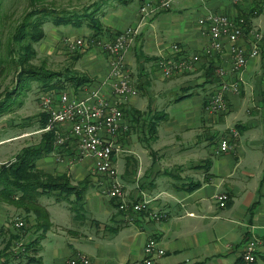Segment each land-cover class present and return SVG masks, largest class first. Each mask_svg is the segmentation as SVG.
<instances>
[{
	"label": "crops",
	"instance_id": "crops-1",
	"mask_svg": "<svg viewBox=\"0 0 264 264\" xmlns=\"http://www.w3.org/2000/svg\"><path fill=\"white\" fill-rule=\"evenodd\" d=\"M144 1L155 8L142 18ZM104 3V38L135 31L126 67L137 95L115 94L110 59L99 46L89 49L81 57V68L72 71L84 77V83H66L48 92L68 88L74 98L99 97L123 110L128 130L116 141L117 178L99 174L95 159L81 155L74 142L63 150L55 148L37 168L64 177L75 190L40 198L51 227L34 248L19 256L12 252L15 243L30 246L42 232L16 228V219L33 225V217L26 218L22 210L0 200V259L6 264H67L82 253L91 264H129L144 257L147 241L154 238L166 251L157 264H246L241 259L246 240L264 238V0H172L168 10L158 9V0ZM164 13L172 15L162 17ZM210 14L243 20L237 45L246 50L252 48V32L263 37L259 55L238 74L240 92L228 93V111L214 116L204 104L222 82L217 67L228 72L226 80L233 77L232 44L225 40L220 52L206 53L210 35L198 22ZM46 26L44 42L50 53L51 45L65 37L93 36L88 25L77 36L69 24ZM170 37L174 44L168 43ZM172 45L181 46L188 56H199L192 73L170 78L162 74L158 61L174 57ZM183 103L185 109H175ZM43 114L39 113L38 134L30 128L0 130V168L13 163L25 148L44 147ZM226 136L231 149L219 152ZM114 183L122 186L127 201L149 200L151 213L161 212L165 218L156 221L148 213L119 210L118 202L106 193ZM224 193L230 200L222 208L217 196ZM254 264H264V246Z\"/></svg>",
	"mask_w": 264,
	"mask_h": 264
},
{
	"label": "built area",
	"instance_id": "built-area-1",
	"mask_svg": "<svg viewBox=\"0 0 264 264\" xmlns=\"http://www.w3.org/2000/svg\"><path fill=\"white\" fill-rule=\"evenodd\" d=\"M238 2L239 0H234ZM172 0H158V9L168 10L172 6ZM154 6L149 2H143L140 13L142 18L149 15ZM243 20L237 23L233 18L222 14H210L201 18L198 22L210 35V44L206 53L212 55L220 52L224 47L225 40L232 44V79L226 80L228 72L219 66L216 75L222 79L219 89L206 101V110L213 113H222L227 110V94H238L241 89V78L238 74L247 64L249 59L259 55V43L263 37L260 32H252V48L246 50L237 45L238 39L243 35ZM135 39V31L126 29L118 32L114 37L91 40V44L102 48L108 55L111 64V87L119 97H130L137 95L130 73L126 67V54ZM84 39H77L72 43V50L85 45ZM173 58H162L158 66L165 77H173L192 73L199 61V56H188L182 51L181 46L174 45ZM41 111L46 114L45 132H54L58 144H63L68 139L67 129L76 140L81 155L95 159L96 171L108 178L115 180L118 170L113 164L114 157L120 152L116 144L117 139L128 130L124 123V112L115 104L103 98L96 97V101L74 98L64 89L44 93L41 98ZM233 136L235 132H231ZM231 149L229 137L220 140L219 152H228ZM107 196L118 202L119 210L130 213H148L156 221H161L165 215L161 212L151 213L150 201L143 199L137 202H129L119 183H114L107 190ZM220 207H226L229 196L220 194L217 196ZM15 226L22 228L24 222L16 220ZM264 246V238L253 237L245 242L241 258L247 264H253L257 260L258 251ZM12 252L22 255L26 252V246L22 242H16ZM166 254L159 242L150 238L144 248V257L129 264H157V260ZM0 264H6V260L0 259ZM67 264H91L90 259L77 254L67 261Z\"/></svg>",
	"mask_w": 264,
	"mask_h": 264
},
{
	"label": "trees",
	"instance_id": "trees-1",
	"mask_svg": "<svg viewBox=\"0 0 264 264\" xmlns=\"http://www.w3.org/2000/svg\"><path fill=\"white\" fill-rule=\"evenodd\" d=\"M103 1H95L89 6L76 9L66 5L58 7L49 0H30L31 10L25 15L12 37L17 49L14 51L10 47L5 54L16 65L17 87L13 92H7L4 100H0V116L9 107L7 101L12 98L13 94H18L19 91H29L32 84L30 80H37L41 89L47 91L64 87V84L68 83L66 81L78 85L84 83V77L75 75L69 70L52 72L42 66L34 65L32 61L37 56L35 46L46 37L44 24L48 20H51L55 25L71 24L74 27H81L85 21H88L91 23L94 39L97 41L104 38L105 33L100 19L104 15V13H101ZM116 1L126 3L129 0ZM74 14H77L79 18L73 20ZM66 16H69V22L68 19L65 20ZM16 55H18L17 60H15ZM4 61L3 56H1L0 66ZM54 81L57 82L54 83ZM42 126L43 128L46 126V116H43ZM43 140L44 147L25 148L22 153L16 156L13 163L0 168V200L22 210L26 218L33 217L34 224H26L23 232L29 233L33 229H36L37 233L42 232L30 246L26 247V250L31 249V247L34 248L35 244L42 238V234L46 233L51 227L49 213L45 205L41 203L40 198L44 195H50L54 191L67 193L75 190L64 177L46 174L37 168V162L51 154L55 149L54 133L44 134ZM256 206L257 202L253 204L251 212L254 211ZM32 261H35V259Z\"/></svg>",
	"mask_w": 264,
	"mask_h": 264
},
{
	"label": "rangeland",
	"instance_id": "rangeland-1",
	"mask_svg": "<svg viewBox=\"0 0 264 264\" xmlns=\"http://www.w3.org/2000/svg\"><path fill=\"white\" fill-rule=\"evenodd\" d=\"M49 1H51V3H54L58 7L60 5H66L79 9L89 6L95 1L101 2L103 0H49ZM104 2L105 1H103V4H105ZM134 6L136 7V4ZM30 10H31L30 0H0V40H1L0 58L1 56H3L5 60L4 63L0 66V100H4L7 92H13L17 87L16 65L13 62V60L8 58L5 54L8 52L10 47L13 48L14 51L17 49L15 43L12 41V37L14 36L18 25L21 24L23 18ZM102 10H104L103 5H102ZM168 15H172V13H164L161 16L165 17ZM65 18H66L65 20H67L69 16H66ZM78 18L79 16L77 14H74L72 19L75 20ZM190 19L192 22L196 21V18L194 16H191ZM69 20L70 19H68V22ZM46 24L55 26V24L51 22V20L46 21V23L44 24V31L46 37L44 38L43 41L36 44L35 46L37 50V56L32 61L34 65L42 66L46 70L52 72H64L66 70L72 72L77 67L81 68V62H80L81 57L84 54H86V52L89 49L97 46L90 43L91 40H95L94 37L92 36L89 39L88 37L81 38L84 40L85 39L88 40L85 41L84 46L78 47L74 50H72L71 48L72 43L76 42V40L80 38L65 37L64 39H60L59 42H56V44L51 45L53 49L51 50L52 52L50 53L48 51L49 44L47 42H44L48 37L47 33L49 30ZM90 24H91L90 22L85 21V23L81 27H74L71 24H69V26L73 28L71 29L72 33L75 36H77L79 34L81 35L84 32L85 26L87 28V25H88V29L92 30ZM45 29L47 30V32ZM167 41L169 44H174L175 38L170 37ZM17 57L18 55L15 56V60H17ZM30 82H32V84L30 85L31 88L29 89V91L27 90L23 92L19 91L18 94H13L11 96L12 98L7 101V105H9V107L7 108L6 111H3L2 115L0 116V130L7 128H30L32 129L34 134H38L36 132L41 130V127L39 126L40 125L39 113L41 112L40 98L44 93L48 91H43L37 80L34 81L30 80ZM56 82L57 81H54V83ZM70 83L71 82H68V84ZM199 89L201 90L202 88ZM66 91L69 92L68 88ZM186 106H187L186 103H183L178 107H176L175 109L181 111L182 109H185ZM204 110L208 113L209 116L220 114V113L211 114L210 112H208L206 110V104H204ZM227 111L228 108L226 112ZM43 116H46V114H43ZM45 128L46 126L43 128V131H45ZM46 133H51V132H46ZM66 136H68L66 142H64L63 144H58L57 137L55 136L54 133V147L57 150L66 149V147H68L69 144L72 142H74L78 147L76 140L70 134V127L67 128ZM25 224L26 223H24V226L22 228H18V229L22 230L25 227Z\"/></svg>",
	"mask_w": 264,
	"mask_h": 264
}]
</instances>
